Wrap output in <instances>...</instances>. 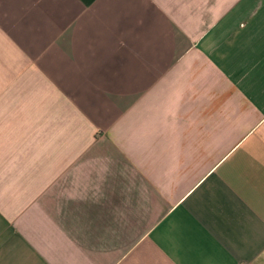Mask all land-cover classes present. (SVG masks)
Instances as JSON below:
<instances>
[{"label":"crops","instance_id":"obj_1","mask_svg":"<svg viewBox=\"0 0 264 264\" xmlns=\"http://www.w3.org/2000/svg\"><path fill=\"white\" fill-rule=\"evenodd\" d=\"M0 264H264V0H0Z\"/></svg>","mask_w":264,"mask_h":264}]
</instances>
